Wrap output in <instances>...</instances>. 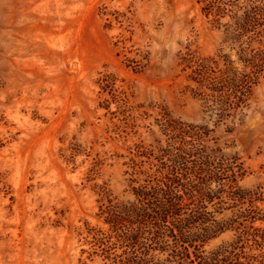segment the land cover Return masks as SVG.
<instances>
[{
    "label": "rangeland",
    "instance_id": "374dc122",
    "mask_svg": "<svg viewBox=\"0 0 264 264\" xmlns=\"http://www.w3.org/2000/svg\"><path fill=\"white\" fill-rule=\"evenodd\" d=\"M224 37L199 0H0V264H81L98 190L132 198L126 156L162 114L207 124L264 192V77L215 124L185 65L235 54Z\"/></svg>",
    "mask_w": 264,
    "mask_h": 264
},
{
    "label": "trees",
    "instance_id": "16d2710c",
    "mask_svg": "<svg viewBox=\"0 0 264 264\" xmlns=\"http://www.w3.org/2000/svg\"><path fill=\"white\" fill-rule=\"evenodd\" d=\"M199 2L235 54L185 59V65L193 69L205 113H216L215 124L234 123L264 77V0ZM161 117V137L135 144L126 156L132 198L98 190L102 225L86 223L80 263L264 264V192L241 185V158L212 147L207 124Z\"/></svg>",
    "mask_w": 264,
    "mask_h": 264
}]
</instances>
